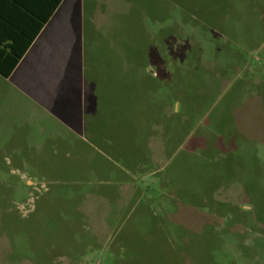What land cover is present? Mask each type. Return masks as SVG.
<instances>
[{
  "label": "rangeland",
  "instance_id": "rangeland-1",
  "mask_svg": "<svg viewBox=\"0 0 264 264\" xmlns=\"http://www.w3.org/2000/svg\"><path fill=\"white\" fill-rule=\"evenodd\" d=\"M110 2L86 125L0 98V264H264V0Z\"/></svg>",
  "mask_w": 264,
  "mask_h": 264
},
{
  "label": "crops",
  "instance_id": "crops-1",
  "mask_svg": "<svg viewBox=\"0 0 264 264\" xmlns=\"http://www.w3.org/2000/svg\"><path fill=\"white\" fill-rule=\"evenodd\" d=\"M114 10L110 0H0V98L40 101L69 131L81 129L84 103L94 112L117 76L100 75L90 45L94 33L113 37L100 32L108 25L123 32ZM124 63L127 54L120 78Z\"/></svg>",
  "mask_w": 264,
  "mask_h": 264
},
{
  "label": "trees",
  "instance_id": "trees-1",
  "mask_svg": "<svg viewBox=\"0 0 264 264\" xmlns=\"http://www.w3.org/2000/svg\"><path fill=\"white\" fill-rule=\"evenodd\" d=\"M32 40V39H31Z\"/></svg>",
  "mask_w": 264,
  "mask_h": 264
}]
</instances>
